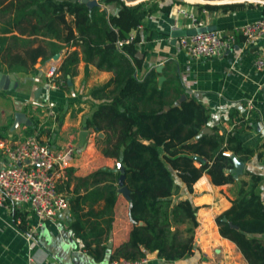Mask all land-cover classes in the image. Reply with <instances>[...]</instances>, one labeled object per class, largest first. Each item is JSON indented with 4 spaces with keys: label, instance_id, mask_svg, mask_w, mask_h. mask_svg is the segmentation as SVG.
Returning <instances> with one entry per match:
<instances>
[{
    "label": "trees",
    "instance_id": "obj_1",
    "mask_svg": "<svg viewBox=\"0 0 264 264\" xmlns=\"http://www.w3.org/2000/svg\"><path fill=\"white\" fill-rule=\"evenodd\" d=\"M114 1L119 8L109 14L100 5L90 6L81 0H0L1 71H33L37 61L50 60L65 45L55 78L59 85H67V77L80 59L86 65L90 62L98 69L112 71L109 79L91 89V96L101 100L93 105L84 124L104 131L100 150L115 159V167L100 166L86 175L66 167L56 186L67 196L70 227L88 252L101 256L97 254L105 249L103 241L112 227L120 161L123 183L129 190L132 226L128 237L111 249L109 261L139 259L152 251L167 260L186 256L195 248L198 206L189 195L175 197V176L191 191L193 183L207 172L215 184L235 180L238 184L230 206L215 216L218 231L236 244L247 264H264L262 175L244 171L236 178L232 171L233 156L244 161L255 148L243 146L238 127L220 133L218 125H212V132H204L209 125V108L193 97L180 99L184 88L177 74L167 75L166 67L161 71L151 67L143 76L139 74L143 58L136 55L138 26L153 11H166L171 4L158 6L159 0L133 4ZM173 1L209 11L253 4ZM203 15L198 14L197 19ZM126 38L128 41L117 43ZM160 74L165 76L161 83ZM234 111L229 112L230 117ZM29 118L26 134L41 132L39 120ZM240 122L245 124L243 118ZM9 205L15 223L27 231L24 212L15 204ZM19 216L21 222L17 221Z\"/></svg>",
    "mask_w": 264,
    "mask_h": 264
},
{
    "label": "crops",
    "instance_id": "obj_2",
    "mask_svg": "<svg viewBox=\"0 0 264 264\" xmlns=\"http://www.w3.org/2000/svg\"><path fill=\"white\" fill-rule=\"evenodd\" d=\"M97 1L109 14L119 8L114 0L105 3ZM163 4L171 6L166 11H153L145 18V23L138 26L140 40L136 55L143 58L139 74L143 76L147 70L159 64H163L162 69L166 67L167 75L177 74L185 96L193 97L209 108V125L204 127L206 130L203 128L204 132H212V125H218L220 133L238 127L237 135L243 146L254 147L255 151L243 161L242 171L235 177L240 178L244 171L261 174L260 189L264 193V71L257 69L254 63L263 40L245 45L243 37L238 35L233 49L216 57H191L180 46L179 37L174 41L170 34L173 29L192 26L190 20L178 11L180 6L196 11L197 15L203 13L202 25L215 24V29L229 32L246 21L264 17V1L213 11L200 10L195 4H178L173 0L158 2V6ZM65 49L66 45L60 51L59 61ZM48 64L49 59L37 61L33 71L14 72L18 80L17 87L0 89V141L14 145L29 135L26 134L27 123L24 121H19L13 130L10 129L17 110L29 118L31 104L45 107L50 104L59 119L46 114V111L42 112V116L38 117L39 123L43 124L47 119L49 124L43 125L50 127L43 131L42 125V131L35 133L52 148L66 141L75 144L76 150L70 163L75 174L86 175L105 165L115 167V159L102 154L100 150L104 131L94 130L84 124L93 105L101 100L91 96V89L109 79L112 71L98 69L90 62L86 65L80 59L74 73L69 75L70 83L51 88L46 78ZM37 88L40 90L36 96ZM231 110H235L232 117L229 116ZM242 118L245 124L241 126ZM83 128L88 131L86 144L77 149L78 133ZM10 163L6 152L0 147V166ZM175 182L178 184L175 197L189 195L198 206L195 248L192 253L173 260L159 257L156 251L148 252L142 264H247L236 244L220 234L215 222V216L229 207L236 196L237 180L215 184L209 174L203 172L193 183L191 191L177 176ZM73 185L74 182H71L70 187ZM128 206L129 198L119 192L117 187L110 235L103 241L105 249L97 254L101 256L96 257L82 246V240L70 227L71 213L68 206L59 211L54 220L46 219L36 225V216L30 208L25 204H15L24 212L26 231L15 223L12 207L0 202V264H110L111 249L128 237L132 226ZM30 229L34 231V242L28 237Z\"/></svg>",
    "mask_w": 264,
    "mask_h": 264
},
{
    "label": "built area",
    "instance_id": "obj_3",
    "mask_svg": "<svg viewBox=\"0 0 264 264\" xmlns=\"http://www.w3.org/2000/svg\"><path fill=\"white\" fill-rule=\"evenodd\" d=\"M178 11L190 20L192 26L202 25V19L198 20L194 11L185 6H180ZM238 35L243 37L245 45L263 40L254 63L257 69L264 71V17L246 21L229 32L218 29L200 31L180 36L178 41L191 57H216L224 51L233 49ZM123 41H128V38L120 39L117 43L120 45ZM59 62V59L51 58L47 66V83L51 88L60 84L55 80L59 74ZM48 113L53 118L56 117L55 112L48 110ZM0 147L11 162L0 166V202L27 205L36 216V225H40L46 219L54 220L56 214L68 206L66 194L59 191L56 185L73 159L75 144L66 141L59 147L52 148L34 133L16 141L14 145L1 140ZM22 220L20 216L17 217L18 222ZM33 235L34 231L30 229L28 237L32 242ZM145 260L146 257L139 259L121 257L112 259L110 264H142Z\"/></svg>",
    "mask_w": 264,
    "mask_h": 264
},
{
    "label": "water",
    "instance_id": "obj_4",
    "mask_svg": "<svg viewBox=\"0 0 264 264\" xmlns=\"http://www.w3.org/2000/svg\"><path fill=\"white\" fill-rule=\"evenodd\" d=\"M83 2H86L88 5L92 6V5H98V1L97 0H81ZM125 3H137L140 0H123ZM233 1H243V0H216V1H212V0H204L203 2H211V3H223V2H233ZM255 1H259V0H255ZM264 1V0H261ZM199 2V1H197ZM216 28L215 24H205V25H199V26H191V27H186V28H176L173 29L170 34L173 37L172 39L174 41H176V39L180 36H184V35H191L195 32H200V31H206V30H213ZM60 57V51L56 52L52 58L53 59H58ZM163 64H159L155 67V69L157 71H161ZM164 75L160 74L158 76V82L161 83V81L164 79ZM68 78V82L70 83V78L69 76ZM18 85V80L16 78V75L14 72H3L0 70V89L2 90H8V89H12L17 87ZM40 88H37L35 91V95H38ZM185 98V93H182L180 95V99ZM168 107V105H166V108ZM15 119L11 125V130H13L15 128V126L17 125V123L19 121H24L25 123H30L31 120L30 118L26 117V114L22 111H16L15 112ZM204 130H206L204 128ZM87 129L83 128L82 130L79 131L78 133V144H77V149H81L82 147L85 146L86 144V136H87ZM102 134V133H101ZM233 160H234V167L232 168V171L234 172V176H236L238 173H240L242 171V167H243V161L239 160L238 158H236L235 156H233ZM123 164L118 161L117 162V169L120 170V174L118 176V191L121 192L122 194H124L127 198H129V190L127 188V186L123 183L124 181V174H123ZM223 220H226L227 217L225 215L222 216ZM231 226L233 227H237L236 224L229 222ZM194 243H196L194 241Z\"/></svg>",
    "mask_w": 264,
    "mask_h": 264
},
{
    "label": "rangeland",
    "instance_id": "obj_5",
    "mask_svg": "<svg viewBox=\"0 0 264 264\" xmlns=\"http://www.w3.org/2000/svg\"><path fill=\"white\" fill-rule=\"evenodd\" d=\"M160 1V0H159ZM185 1H187V2H193V1H188V0H185ZM243 1H248V0H243ZM250 1H252V2H255V0H250ZM202 2V1H201ZM196 14H197V12L196 11H194ZM46 78H47V68H46ZM41 107H43V108H41ZM251 109H254L253 107H251ZM48 110L49 111H53V112H55V110L50 106V104H47V107H45V106H34V105H30L29 106V109H28V111H29V113H30V117H32V118H34V119H38V117L39 116H42V112H44V111H46V114H48V115H50L49 113H48ZM18 111V110H17ZM55 114H56V116L58 115L57 114V112H55ZM27 116V115H26ZM46 116V115H45ZM51 117H52V115H50ZM58 120V119H57ZM49 124V122H48V120L46 119V120H44L43 121V124ZM42 124V125H43ZM47 127H50V125H47V126H44L43 125V131H44V129H46ZM22 136V135H21Z\"/></svg>",
    "mask_w": 264,
    "mask_h": 264
}]
</instances>
